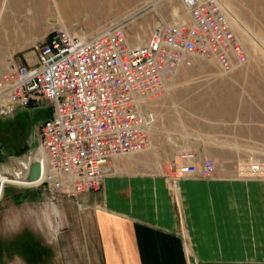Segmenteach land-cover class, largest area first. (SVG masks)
<instances>
[{
  "label": "rangeland",
  "instance_id": "rangeland-1",
  "mask_svg": "<svg viewBox=\"0 0 264 264\" xmlns=\"http://www.w3.org/2000/svg\"><path fill=\"white\" fill-rule=\"evenodd\" d=\"M182 1L103 0L99 3L101 12L93 13L76 11L69 0H0V53L4 63L17 61L18 56L31 55L54 30L83 37L115 23L123 26L128 45L140 46L159 24L188 23ZM219 1L229 13L227 18L244 49L245 62L228 73L212 59L196 58L190 67L181 68L164 95L147 102L148 107L159 104L149 147L115 159L107 177L116 173H133L139 178L161 174L171 183L165 171L176 155L203 154L214 160L213 175L183 182L187 194L176 212L182 224L198 221L201 240L206 229L201 224L211 225L215 242L220 226L228 230L224 232L230 245L224 248L229 261L217 251L219 261L213 264H244L231 262L232 256L264 257V0ZM39 106L19 110L0 121L1 169H16L37 153V132L50 113L46 102ZM170 185L176 193L177 188ZM34 200L43 204L57 198L45 186L4 185L0 264L1 238L18 233L13 225L9 229L5 224L14 221L13 209ZM73 200L81 208L79 196ZM200 243L199 254L204 255L207 250Z\"/></svg>",
  "mask_w": 264,
  "mask_h": 264
},
{
  "label": "built area",
  "instance_id": "built-area-1",
  "mask_svg": "<svg viewBox=\"0 0 264 264\" xmlns=\"http://www.w3.org/2000/svg\"><path fill=\"white\" fill-rule=\"evenodd\" d=\"M188 23L159 24L140 46L127 44L121 24L90 36L52 31L32 52L34 60L9 59L0 72V121L19 110L49 106L37 132L44 157L40 186L76 199L99 191L112 162L145 151L156 123L147 102L164 95L181 68L212 59L228 73L245 53L227 16L213 0H183ZM216 164H200L182 153L165 174L178 180L213 175ZM38 185V186H39Z\"/></svg>",
  "mask_w": 264,
  "mask_h": 264
},
{
  "label": "crops",
  "instance_id": "crops-1",
  "mask_svg": "<svg viewBox=\"0 0 264 264\" xmlns=\"http://www.w3.org/2000/svg\"><path fill=\"white\" fill-rule=\"evenodd\" d=\"M26 60H34L33 54L15 61ZM4 65L0 53V72ZM158 107L157 103L148 107L156 122ZM179 155L173 161L178 162ZM193 155L198 164L210 159ZM186 179L178 180L175 188L182 189L175 193L161 174L139 178L133 173H116L105 178L99 191L81 194V208L75 200L59 195L55 202L34 200L16 207L14 221L5 228L13 225L18 233L1 238V264H213L219 261L217 251L229 261L224 248L230 245L229 235L224 226L218 224L221 232L215 242L210 224H201L206 228L202 240L198 221L182 224L176 206L181 209V198L187 194ZM199 243L207 250L204 255L199 254ZM261 260L264 257L259 254L245 253L231 258L233 263L244 264H261Z\"/></svg>",
  "mask_w": 264,
  "mask_h": 264
},
{
  "label": "water",
  "instance_id": "water-1",
  "mask_svg": "<svg viewBox=\"0 0 264 264\" xmlns=\"http://www.w3.org/2000/svg\"><path fill=\"white\" fill-rule=\"evenodd\" d=\"M16 171H20V173L16 174ZM42 172V160L37 157L36 153L19 163L16 169H1L0 167V196L4 183L13 182L21 185H35L41 181Z\"/></svg>",
  "mask_w": 264,
  "mask_h": 264
},
{
  "label": "bare ground",
  "instance_id": "bare-ground-1",
  "mask_svg": "<svg viewBox=\"0 0 264 264\" xmlns=\"http://www.w3.org/2000/svg\"><path fill=\"white\" fill-rule=\"evenodd\" d=\"M70 3L73 5V8L78 11V10H89L93 13H96V12H101V7H99V3L103 0H69ZM105 1V0H104ZM215 1L219 7L221 8L222 12L224 13L225 16H227L229 13L227 12L225 6L219 1V0H213ZM64 4V3H62ZM60 3V5H62ZM69 5V4H68ZM64 7V6H63ZM62 8V7H61ZM187 14V13H186ZM188 15V14H187ZM189 17V16H188ZM229 21V20H228ZM180 23H183V22H180ZM231 26V25H230ZM233 30V29H232ZM235 33V32H234ZM236 35V34H235ZM244 50V49H243ZM207 60V59H205ZM153 101V100H152ZM151 102V101H150ZM37 157L39 159L42 160L43 162V165L45 166V161H44V157L42 154L38 153L36 154ZM20 171H16V174H19ZM5 184H15V185H21V184H17V183H13V182H7V183H4ZM36 185H39V183L35 184V185H23V186H36ZM1 197V196H0Z\"/></svg>",
  "mask_w": 264,
  "mask_h": 264
}]
</instances>
